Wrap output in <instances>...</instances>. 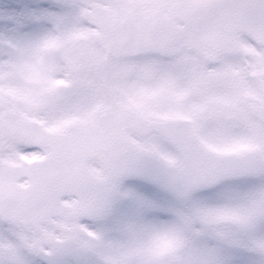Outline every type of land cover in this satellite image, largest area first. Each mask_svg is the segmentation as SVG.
Returning <instances> with one entry per match:
<instances>
[{"label": "snow or ice", "instance_id": "obj_1", "mask_svg": "<svg viewBox=\"0 0 264 264\" xmlns=\"http://www.w3.org/2000/svg\"><path fill=\"white\" fill-rule=\"evenodd\" d=\"M0 264H264V0H0Z\"/></svg>", "mask_w": 264, "mask_h": 264}]
</instances>
